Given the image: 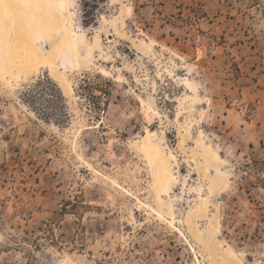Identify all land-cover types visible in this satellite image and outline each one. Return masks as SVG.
<instances>
[{"label": "rangeland", "instance_id": "obj_1", "mask_svg": "<svg viewBox=\"0 0 264 264\" xmlns=\"http://www.w3.org/2000/svg\"><path fill=\"white\" fill-rule=\"evenodd\" d=\"M81 1L78 61L0 52V264H264V0Z\"/></svg>", "mask_w": 264, "mask_h": 264}, {"label": "bare ground", "instance_id": "obj_2", "mask_svg": "<svg viewBox=\"0 0 264 264\" xmlns=\"http://www.w3.org/2000/svg\"><path fill=\"white\" fill-rule=\"evenodd\" d=\"M69 5L70 0H0L1 62L15 70L16 74L25 73L27 70L37 71L42 68H47L54 74L58 73L55 59L57 54L59 55V50L66 52L74 62L78 61V35L62 20L56 19L60 14L67 12ZM8 31L27 37L25 51H20L14 46ZM52 31L61 37L60 49L47 51L34 39L37 36L39 40L44 38L48 41ZM13 53L19 57V61L11 58ZM79 58L86 59L83 55ZM145 142L147 144L146 155L152 156L159 168L155 179L156 184L166 189L173 181L168 168L167 155L149 136L145 138Z\"/></svg>", "mask_w": 264, "mask_h": 264}, {"label": "trees", "instance_id": "obj_3", "mask_svg": "<svg viewBox=\"0 0 264 264\" xmlns=\"http://www.w3.org/2000/svg\"><path fill=\"white\" fill-rule=\"evenodd\" d=\"M109 0H82L81 22L86 28L94 26L97 22V12L108 3Z\"/></svg>", "mask_w": 264, "mask_h": 264}, {"label": "built area", "instance_id": "obj_4", "mask_svg": "<svg viewBox=\"0 0 264 264\" xmlns=\"http://www.w3.org/2000/svg\"><path fill=\"white\" fill-rule=\"evenodd\" d=\"M106 101L105 97L103 98V103Z\"/></svg>", "mask_w": 264, "mask_h": 264}]
</instances>
